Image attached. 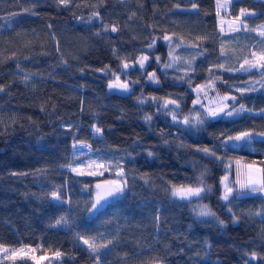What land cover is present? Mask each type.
I'll list each match as a JSON object with an SVG mask.
<instances>
[{"label": "trees", "instance_id": "trees-1", "mask_svg": "<svg viewBox=\"0 0 264 264\" xmlns=\"http://www.w3.org/2000/svg\"><path fill=\"white\" fill-rule=\"evenodd\" d=\"M228 16L236 30L215 0H0V264H264V198L232 184L224 201L220 183L239 160L262 166L264 187V69L241 68L264 53V0H232ZM166 35L182 41L167 69ZM116 73L129 90L109 89ZM207 81L246 111L182 125ZM245 131V145L223 141ZM115 176L122 194L88 216L94 182ZM174 185L204 191L179 199Z\"/></svg>", "mask_w": 264, "mask_h": 264}, {"label": "rangeland", "instance_id": "rangeland-1", "mask_svg": "<svg viewBox=\"0 0 264 264\" xmlns=\"http://www.w3.org/2000/svg\"><path fill=\"white\" fill-rule=\"evenodd\" d=\"M231 1L232 0H215V6H216L217 15H218V24H219V27L224 31L236 30L239 27V25H241V23H242L240 16H237V17L228 16L227 17V12L229 10V6H230ZM244 13H247V12H244ZM256 27H257V30L260 31V32H256V34L259 36L256 40H257V43L259 44V46H262V45H264V23L259 24ZM166 36L169 37L168 40L164 39V41L167 44V49H168V64H173L175 62V60L173 59L175 49L177 46H179L182 43V41L180 39H176V38L169 36V35H166ZM152 47H153V45H152ZM151 48L148 47V49H151ZM170 53H171V55H170ZM262 55H264V53H261V54L254 53V56H253L254 58L250 59V61H248V64H246L245 68L247 70L254 68V67H249L250 64H255V65H257L256 68H258L259 64L264 63V60L260 59V57ZM262 69H264V68H262ZM117 76L119 77V80L122 83H127L126 81H124L121 78V76L118 73L114 74V76L110 80V82L114 81ZM249 80L252 82L253 77H249ZM112 90L127 91V90H129V88L127 90L113 88ZM194 90L196 93L195 100H194V102H196V103H194L195 107H194V111L192 114V116L194 118H196L197 115H199L201 118H203L204 114L206 113V111L209 108H215L217 106L224 107L225 105H227L226 111L238 110L240 108V107L230 108L228 102L232 99V97L229 94L220 93L218 90H216L214 88V83L212 81H207L203 84H199L194 88ZM263 90H264V87H263ZM224 97H228V99L225 100V99H223ZM262 110H264V109H262ZM245 111H246V109H245ZM244 112H241L238 116H240ZM221 115H223V114H221ZM223 117L232 118V117H237V115H235V113H234V115L231 117H228L225 115H223ZM251 137L253 138L255 136L253 135ZM251 137H249L248 139L241 141V142L226 141V139H224L223 141H225V143H227L229 146L239 147L241 145H245ZM76 145H77V147L73 149L74 152H83V151L89 150L88 146H86V147L82 146V145H85L83 143H79ZM248 180L253 181L256 184L258 189L263 187L262 186L263 168L261 165L256 164V163H250V162L238 160V161H235L232 166L229 164L226 167V171L221 176L220 183H221L222 189L225 191V185L232 188V184H234L239 189L238 181H248ZM115 181H121L122 184H124L126 186V183L123 182V179L118 177V176H115L112 178L101 179V180H97L94 182L93 188H92V191H93L92 192V200H91L90 207L88 208V211H87L88 216L94 215L107 202L116 199L117 197H119L122 194V193H114L112 196H107L103 200H101L100 204L97 205L96 209H94V210L91 209L92 203L95 202L97 191L102 192L105 188H108L111 186V184L109 182H115ZM97 185L101 186L100 189H97V187H96ZM176 186H184L186 188L187 187L197 188V186H194V185H176ZM244 193H252V192H250L248 189H245ZM255 193L260 194L264 198V192H261L258 190ZM171 194H172V190H171ZM176 198L183 199L180 197H176ZM4 249H5V247L0 244V255L2 254ZM34 258L38 262H41L44 260L45 261H47V260H58L59 254L55 253L52 255H40V256H36Z\"/></svg>", "mask_w": 264, "mask_h": 264}, {"label": "snow or ice", "instance_id": "snow-or-ice-1", "mask_svg": "<svg viewBox=\"0 0 264 264\" xmlns=\"http://www.w3.org/2000/svg\"><path fill=\"white\" fill-rule=\"evenodd\" d=\"M60 2L62 4L64 3H67L68 0H60ZM195 7V6H194ZM244 14V11L241 10V15ZM99 14L98 13H95L94 14V17L95 16H98ZM83 19V18H81ZM91 19V18H90ZM112 31H116V27L113 26ZM164 39L165 40H168L169 37L168 36H164ZM149 48L152 47V44H149L148 45ZM171 55V53H170ZM149 58L148 56L144 55V56H141L139 58V65L140 67H143L144 64H145V61H147ZM157 61L160 60L159 57H156L155 58ZM261 60H264V55H262L260 57ZM245 64H248V61H245ZM172 65L171 64H165L164 65V68L167 69L169 67H171ZM257 65L255 64H250L249 67H256ZM124 68H127L128 65L127 64H124L123 65ZM259 67L260 68H264V63L262 64H259ZM241 68L245 71H247V69H244V65H241ZM149 80L153 81V82H158L157 80V77L155 75V73H151L149 74L148 76ZM108 87L109 89H113V88H116V89H123V90H127L129 88V85L127 83H122L120 80H119V77L117 76L116 79L112 82H110L108 84ZM152 99H156L155 97H153ZM223 99L227 100L228 97H224ZM233 100H235V97H232ZM196 103V102H194ZM171 104L173 106H177V101L175 100H165L164 101V105H163V108H167L168 105ZM226 107L227 105H225L224 107H215V108H209L206 113L204 114V117L201 118L199 115L196 116V118L194 120H190L189 117L185 116L183 121H182V125H192V124H197V125H203L205 120L208 119V118H217L218 116H220L221 114L225 115V116H228V117H231L234 115H239L241 112H244L245 109H244V106L241 105V107L238 109V110H233V111H226ZM171 116H172V120L175 122L177 120V115L175 113V111H173L171 113ZM144 119L146 121H150L152 119V116L151 115H146L144 117ZM101 129L100 128H94L93 129V134L94 135H97L99 133H101ZM254 134L252 132H240L238 134H236L235 136H227L225 139L226 141H235V142H241V141H244L246 139H248L249 137L253 136ZM261 136H264V133H261L260 134ZM84 147H86L87 145H82ZM77 145L74 144L73 145V148H76ZM199 152H202L205 154V156H215V153L207 148V147H204V148H201V149H198ZM149 155H152V153L149 152ZM73 171H78V169H75L73 168L72 169ZM203 176V173L201 174ZM111 184L110 187L108 188H105L102 192L101 191H97V195H96V198H95V202L92 203L91 205V209H96L97 208V205L100 204L101 200H103L105 197L107 196H112L114 193H122L123 190H124V187L125 185L124 184H118V183H115V182H109ZM239 183V190L237 191L236 193V197H239L241 195L244 194V190L245 189H248L250 192L252 193H255L257 192L258 190L261 191V192H264V187H261L260 189L257 188L256 184L251 181V180H248V181H238ZM97 189H100V185H97L96 186ZM209 190H210V186H209ZM204 191V188L203 187H197V188H191V187H184V186H173L172 188V195L174 197H180V198H183V199H190L192 197H199L200 196V193ZM233 195V189L228 187L227 185H225V191L223 193V196H222V200L224 201H229V198L230 196ZM51 197L54 199V200H61V197H60V194L58 191H53L51 193ZM195 211V209H194ZM229 211H231V209H229ZM200 216H215L216 214L214 212H212L207 205H202L200 206L199 208V213H198ZM259 214V213H258ZM158 219V217H157ZM62 222L64 223H67V219L66 217H61L60 219L56 220V224L59 225L61 224ZM221 224H223V221H219ZM84 243L88 245V247L91 249L92 252H96L98 250V246L94 243H89L88 240H84ZM108 243H112V241H109ZM104 247H106V245H103ZM255 255V254H253ZM96 260L99 261V257L97 256L96 257Z\"/></svg>", "mask_w": 264, "mask_h": 264}, {"label": "water", "instance_id": "water-1", "mask_svg": "<svg viewBox=\"0 0 264 264\" xmlns=\"http://www.w3.org/2000/svg\"><path fill=\"white\" fill-rule=\"evenodd\" d=\"M115 183L122 184V182H121V181H115Z\"/></svg>", "mask_w": 264, "mask_h": 264}]
</instances>
